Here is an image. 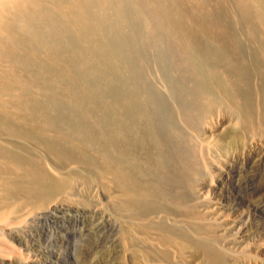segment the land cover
Masks as SVG:
<instances>
[{
	"label": "rangeland",
	"instance_id": "obj_1",
	"mask_svg": "<svg viewBox=\"0 0 264 264\" xmlns=\"http://www.w3.org/2000/svg\"><path fill=\"white\" fill-rule=\"evenodd\" d=\"M203 1L0 0V264H264V0Z\"/></svg>",
	"mask_w": 264,
	"mask_h": 264
},
{
	"label": "bare ground",
	"instance_id": "obj_2",
	"mask_svg": "<svg viewBox=\"0 0 264 264\" xmlns=\"http://www.w3.org/2000/svg\"><path fill=\"white\" fill-rule=\"evenodd\" d=\"M203 1V0H202ZM205 1V0H204ZM203 1V2H204ZM256 1V0H255ZM156 2V1H155ZM257 2V1H256ZM158 3V2H157ZM164 3V2H163ZM159 4V3H158ZM162 4V3H160ZM159 4V5H160ZM172 21V20H171ZM3 166V165H2ZM8 171V170H7ZM4 174V173H3ZM39 179L37 181H34L35 183V188L34 190L31 192V197L34 199V201L36 202H40V201H45L47 199L50 198V196L53 194V190L58 188V184H54L53 182L46 184V181H44L43 179H45V177L43 175L39 174ZM52 197V196H51ZM212 258V257H211ZM214 260V259H212Z\"/></svg>",
	"mask_w": 264,
	"mask_h": 264
}]
</instances>
